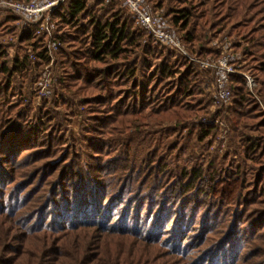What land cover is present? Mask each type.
<instances>
[{
    "label": "trees",
    "instance_id": "obj_1",
    "mask_svg": "<svg viewBox=\"0 0 264 264\" xmlns=\"http://www.w3.org/2000/svg\"><path fill=\"white\" fill-rule=\"evenodd\" d=\"M144 2L194 59L229 39L227 102L120 0L0 6V264H264V0Z\"/></svg>",
    "mask_w": 264,
    "mask_h": 264
},
{
    "label": "built area",
    "instance_id": "obj_2",
    "mask_svg": "<svg viewBox=\"0 0 264 264\" xmlns=\"http://www.w3.org/2000/svg\"><path fill=\"white\" fill-rule=\"evenodd\" d=\"M64 1L66 0H33L26 4L1 2L0 6L10 8L18 16L27 19L29 23L33 24L42 19L47 21L53 8ZM120 1L122 2V5L129 11L135 23L140 28L151 34L155 40L164 46L175 50L177 53L185 56L190 61L197 63L201 69L213 68L216 71L215 82L217 88L215 104H218L219 101L227 102L229 100L230 93L227 90L228 77L229 75L235 74L237 72L230 63L228 55L222 56L216 62L200 61L194 59L186 53L178 37L175 36L174 33L168 32L164 29L160 18L155 17L147 10L144 0ZM49 29H52V26L49 27ZM49 46H51V49L54 50L55 45L53 43H51ZM240 74L244 78L247 86L251 87L254 85L252 83L253 78L250 75L245 73ZM42 94L45 96L47 95L46 92H43Z\"/></svg>",
    "mask_w": 264,
    "mask_h": 264
},
{
    "label": "rangeland",
    "instance_id": "obj_3",
    "mask_svg": "<svg viewBox=\"0 0 264 264\" xmlns=\"http://www.w3.org/2000/svg\"><path fill=\"white\" fill-rule=\"evenodd\" d=\"M133 19V18H132ZM134 20V19H133ZM52 28H54L53 26H52ZM232 39V43H235V42H239V40L238 39H233V38H231ZM215 43V44H214ZM214 43H212L213 44V46H215L216 44H218L219 42H217V41H214ZM229 43V39H227V38H224V39H222V44H223V52H224V54L225 55H229L230 57H231V59H232V55L230 54V52L229 51H227L226 50V44H228ZM235 56H237V55H235ZM234 57V56H233ZM236 59V58H235ZM199 60H201V61H208V62H216V60H213V59H211V58H208V59H206V60H202V59H199ZM43 72H45L46 74H45V77H44V79H43V83H41V84H37V86H36V88H38V87H40V86H42L41 87V89L43 90V92H46L47 93V95H46V97L48 96L49 97V91L47 90L48 88L50 89L51 88V86H52V84H53V82L52 81H50V79H51V77L49 78L48 77V75H49V73H47L46 71H44V68H43V70H42ZM50 74H52V71L50 72ZM249 75V74H248ZM253 78V80H252V83L254 84L253 86H251V87H249V86H247L246 85V83H245V86H246V88H247V90L249 91V93L251 94V96H252V98L261 106V107H263V105H262V103H261V100H260V98H259V95H258V91H259V89H260V86H261V83L259 82V81H257L256 79H254V77H252ZM38 83H40V79H38ZM49 86V87H48ZM45 96V95H44ZM33 106H36L35 104H33ZM81 119H78V121H80ZM67 122H68V124L69 125H74L73 124V122L70 120V117H67ZM72 122V123H71ZM77 125H74V127H73V133H75V134H78L79 133V127H76ZM146 130V129H145ZM169 132L170 131H166V130H164V131H162L161 132V139H160V141L162 142V143H167V144H173L174 143V139H175V137L173 136V137H169L168 139H166L165 137H163V136H165V135H167V134H169ZM210 153H211V155H213V153L211 152V150H210ZM176 164L177 165H181V163H180V161H178L177 163L176 162H174L173 160H172V155L170 156V160H169V166H172V167H174V166H176ZM18 256L20 257V259L22 260V259H27L28 257L26 256V255H23L22 257L20 256V254H18ZM71 257V255H69V254H67V257H64L63 259H68V258H70ZM31 259H32V256H31ZM72 260V259H71ZM86 264H91V259L89 260V263H86Z\"/></svg>",
    "mask_w": 264,
    "mask_h": 264
}]
</instances>
